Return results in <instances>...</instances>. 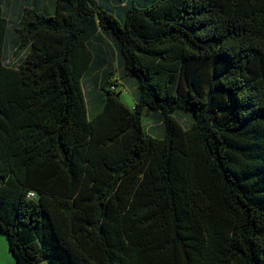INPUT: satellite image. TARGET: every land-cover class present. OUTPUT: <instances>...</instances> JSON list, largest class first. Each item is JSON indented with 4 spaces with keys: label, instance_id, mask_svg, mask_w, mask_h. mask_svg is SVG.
I'll return each instance as SVG.
<instances>
[{
    "label": "trees",
    "instance_id": "1",
    "mask_svg": "<svg viewBox=\"0 0 264 264\" xmlns=\"http://www.w3.org/2000/svg\"><path fill=\"white\" fill-rule=\"evenodd\" d=\"M1 2L15 264H264V0Z\"/></svg>",
    "mask_w": 264,
    "mask_h": 264
},
{
    "label": "rangeland",
    "instance_id": "2",
    "mask_svg": "<svg viewBox=\"0 0 264 264\" xmlns=\"http://www.w3.org/2000/svg\"><path fill=\"white\" fill-rule=\"evenodd\" d=\"M11 1V0H10ZM14 1L7 4L8 0H2L1 5L7 12L13 14L11 7ZM25 48L13 49L10 44L7 45L6 50L2 54L1 63L7 76V86L5 92L0 96V107L2 115L0 116V175L5 171L11 169L17 177H21L20 163L23 158L18 155V150L21 147L20 141V128L27 123V120L18 111V108L13 104L14 91L18 86V72L16 64L18 58L24 55ZM116 73V72H115ZM117 83H121L119 78L116 79ZM122 92L120 98L128 105H134V86L128 83L120 87ZM146 116L143 115V125L146 127ZM148 126V124H147Z\"/></svg>",
    "mask_w": 264,
    "mask_h": 264
},
{
    "label": "crops",
    "instance_id": "3",
    "mask_svg": "<svg viewBox=\"0 0 264 264\" xmlns=\"http://www.w3.org/2000/svg\"><path fill=\"white\" fill-rule=\"evenodd\" d=\"M0 264H15L13 258L11 257L6 238L0 234Z\"/></svg>",
    "mask_w": 264,
    "mask_h": 264
}]
</instances>
